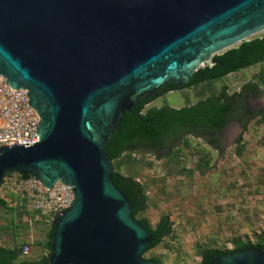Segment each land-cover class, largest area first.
<instances>
[{
    "label": "water",
    "instance_id": "obj_1",
    "mask_svg": "<svg viewBox=\"0 0 264 264\" xmlns=\"http://www.w3.org/2000/svg\"><path fill=\"white\" fill-rule=\"evenodd\" d=\"M262 35L264 0H0V75L27 89L41 116L38 142L0 147V184L7 172L30 174L75 194L54 218L49 264H158L142 256L154 236L114 182L106 144L140 101L170 82L184 90L215 55ZM260 90L247 98L252 111L264 106ZM242 129L217 135V165ZM208 264H264V250Z\"/></svg>",
    "mask_w": 264,
    "mask_h": 264
},
{
    "label": "rangeland",
    "instance_id": "obj_2",
    "mask_svg": "<svg viewBox=\"0 0 264 264\" xmlns=\"http://www.w3.org/2000/svg\"><path fill=\"white\" fill-rule=\"evenodd\" d=\"M248 81L264 89V62L221 80L167 92L146 104L143 112L191 105L224 86L233 94ZM259 110L262 113L227 144L219 165V151L194 135L185 136L163 157L137 149L113 160L116 171L143 186L147 205L137 217L155 226L168 214L173 223L172 233L143 258H158L162 264H201L206 248L231 250L240 241L264 240V106ZM11 177L6 176L0 187L6 202L0 207V245L21 252L28 245L30 253H21L18 262L38 260L49 253L54 219L34 210L21 192L9 187Z\"/></svg>",
    "mask_w": 264,
    "mask_h": 264
},
{
    "label": "trees",
    "instance_id": "obj_3",
    "mask_svg": "<svg viewBox=\"0 0 264 264\" xmlns=\"http://www.w3.org/2000/svg\"><path fill=\"white\" fill-rule=\"evenodd\" d=\"M212 62L213 65L199 68L191 77V81L186 84V87L221 80L231 73L241 71L258 63H263L264 35L262 37H255L249 41H244L235 48L215 55ZM175 87L170 82L169 86L164 88L163 92L156 94L152 99L176 89ZM261 93L260 86L257 82L248 81L242 85L240 91H236L233 94L228 93L227 87L224 86L219 93L180 108L164 105L143 112L149 100L140 101L139 104L123 116L121 124L106 144L109 158L117 160L124 153L140 149L141 147L148 148L156 154L159 153L157 154L158 157H163L166 154H162L161 151L177 144L187 135L203 137L211 146L217 150H222L217 135L233 120L232 114L235 112V108L238 107V115L243 122L244 128H246L251 120L262 113V110L252 111L247 105V102L244 101V98L248 94L256 97ZM238 97L243 99V104L237 102ZM171 152L167 153V155ZM9 174L13 173L7 172L4 178ZM113 180L130 198L134 218L152 232L154 240L151 248L158 246L173 231V223L170 216L168 214L162 215L155 226L146 218H138V214L145 211L147 205V197L143 186L136 179L125 176L115 169L113 171ZM3 183L4 179L0 187ZM5 204V200L0 197V207ZM54 229L55 226L53 223L47 242L49 249L47 256L38 260L18 262L22 253L20 249H11L0 245V264H49V257L52 254ZM249 246L259 247L264 250V240L256 244L240 241L231 250L206 248L202 252L201 264H208L212 258L218 255ZM150 260L162 264L158 258H150Z\"/></svg>",
    "mask_w": 264,
    "mask_h": 264
},
{
    "label": "built area",
    "instance_id": "obj_4",
    "mask_svg": "<svg viewBox=\"0 0 264 264\" xmlns=\"http://www.w3.org/2000/svg\"><path fill=\"white\" fill-rule=\"evenodd\" d=\"M27 93V89L12 87L8 79L0 75V147L13 143L31 144L40 140L37 125L41 122V116L29 103ZM12 175L7 185L21 192L22 198L34 210L53 219L75 200L72 187L62 181H57L49 188L40 178L32 175ZM30 251V246L26 245L22 253L28 255Z\"/></svg>",
    "mask_w": 264,
    "mask_h": 264
},
{
    "label": "flooded vegetation",
    "instance_id": "obj_5",
    "mask_svg": "<svg viewBox=\"0 0 264 264\" xmlns=\"http://www.w3.org/2000/svg\"><path fill=\"white\" fill-rule=\"evenodd\" d=\"M169 86V85H168ZM166 88V87H165ZM176 88V87H175ZM186 88H189V87H186ZM164 90V89H163ZM163 90L161 91V92H163ZM173 90H178L177 88L176 89H173ZM173 90H171V91H173ZM161 92H158V93H161ZM170 92V91H169ZM157 93V94H158ZM155 96V95H154ZM153 96V97H154ZM159 96H161V95H158L157 97H159ZM153 97H151V98H148L147 100H149L148 101V103L149 102H151V101H153L154 99H152ZM157 97H155V98H157ZM247 98H251V95L250 94H248L245 98H244V101H247ZM238 103L240 102L241 104H243V99L241 98V97H238V101H237ZM147 103V104H148ZM238 107H236L235 108V112L232 114V117H233V120H231L219 133H222L224 130H226L231 124H233V123H237L240 127L242 126V128H244V126H243V122H242V120L240 119V117H239V115H238Z\"/></svg>",
    "mask_w": 264,
    "mask_h": 264
}]
</instances>
